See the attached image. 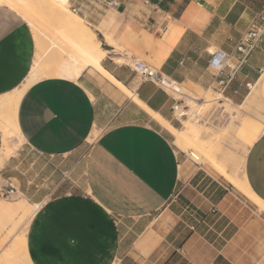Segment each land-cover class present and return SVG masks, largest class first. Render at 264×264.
Masks as SVG:
<instances>
[{
  "label": "crops",
  "instance_id": "1",
  "mask_svg": "<svg viewBox=\"0 0 264 264\" xmlns=\"http://www.w3.org/2000/svg\"><path fill=\"white\" fill-rule=\"evenodd\" d=\"M263 5L134 0L108 8L112 22L96 29L107 52L102 64L172 124V97L145 81L133 60L143 57L182 88L209 90L210 52L233 53ZM35 44L30 24L0 3V95L26 80ZM263 70L264 38L225 93L245 97ZM18 123L24 142L0 166V202L14 196L38 207L24 232L28 261L4 264H264V211L219 173L184 160L172 132L95 68L76 80L41 78L24 93ZM244 172L264 201V133L249 147ZM19 233L2 244L0 225V255Z\"/></svg>",
  "mask_w": 264,
  "mask_h": 264
},
{
  "label": "bare ground",
  "instance_id": "2",
  "mask_svg": "<svg viewBox=\"0 0 264 264\" xmlns=\"http://www.w3.org/2000/svg\"><path fill=\"white\" fill-rule=\"evenodd\" d=\"M0 3L17 11L31 24L37 47V58L34 60L31 71L23 84L9 93L0 95V124L3 136L0 166L24 142V136L18 123V110L24 93L43 77H64L76 80L85 69L93 67L124 89L168 128L175 136V144L179 149L182 151L187 148L194 149L192 152L195 160L205 161L213 165L221 177L238 188L244 196L251 199L260 211H264V201L258 198V195L256 196L248 186L244 169L241 172H239V168L236 171H230L223 166L214 156L215 144L213 145V141L204 142L202 140V127L190 121V119L184 120V131L174 127L112 76L102 64L107 52L102 47L103 45L101 46L96 30L90 28L80 15L69 8V0H0ZM41 15L45 18V21L38 18ZM106 37L108 42H115L109 34H106ZM257 85L264 96V71ZM176 88L179 92L177 94L188 95L183 91L181 85H177ZM218 94L223 96V98L218 99H224L225 95ZM196 99L198 98L191 97L194 105L189 104L190 113H201L208 106V100L198 105ZM95 139L96 135H93L90 140ZM33 207L37 208L38 206H33L23 200L16 202L3 200L0 202V225L4 234L2 244L13 233L6 230L5 218L18 217V215L24 217ZM15 230L16 227H14ZM25 240L24 233H19L14 244L0 255V264L28 261L27 252H23Z\"/></svg>",
  "mask_w": 264,
  "mask_h": 264
},
{
  "label": "rangeland",
  "instance_id": "3",
  "mask_svg": "<svg viewBox=\"0 0 264 264\" xmlns=\"http://www.w3.org/2000/svg\"><path fill=\"white\" fill-rule=\"evenodd\" d=\"M69 8H75V12L82 16L84 22L90 26V28L95 30L97 28L104 29L108 23L112 22V13L104 10L97 0H78V2L73 5L69 4ZM103 13H108V15L102 18ZM41 17L38 16L41 21H45V18L42 15ZM101 19L102 21L99 22ZM106 34L107 32L105 31V35ZM139 59L144 58L140 57ZM183 87L185 88H183V91L189 95L188 104L194 105L193 101H191L192 96L198 99L202 98L204 99V102L208 100L207 108L202 111H215L214 116L205 122L190 119V121L203 128L201 137L202 140L204 142L213 141V145L215 144L214 156L223 166L230 171H236L237 168H239V172H241L244 169L245 158L249 147L261 134L264 133V96L261 93L260 87L254 84V86H251V89H247L245 97L239 99H233L226 93L224 94V99H218L220 97L223 98V96L219 95L216 91H213V89L193 90L185 85H183ZM177 96L179 97V95ZM229 98L230 100H228ZM172 124L182 131L185 130L184 121L180 122L174 119ZM172 141H174L175 144V136L173 134ZM190 149L191 151L194 150L192 148H187L183 151L179 149L184 156V160H187L193 166L205 167L211 172L218 173L217 169L208 162L197 160H195L197 163L194 162L187 154H185V152L189 153ZM225 181L227 182V180ZM235 189L238 190L236 187ZM238 192L241 193L239 190ZM5 196L8 195L5 194ZM247 199L249 205L256 206L251 199ZM7 200L13 201L16 200V197L12 196ZM32 210L33 208L24 217L22 215H18V217L9 218V231L14 232V227H16V229H19L21 233H24Z\"/></svg>",
  "mask_w": 264,
  "mask_h": 264
},
{
  "label": "built area",
  "instance_id": "4",
  "mask_svg": "<svg viewBox=\"0 0 264 264\" xmlns=\"http://www.w3.org/2000/svg\"><path fill=\"white\" fill-rule=\"evenodd\" d=\"M104 10L108 8H120L123 4L132 3L134 0H97ZM145 4H150V0H142ZM76 11V9H73ZM264 38V5L252 20L249 28L242 34L239 41L235 45L234 52L231 53L224 48H216L210 52L208 59V67L213 70V80L209 89H213L217 93L225 94L226 89L237 77L242 67L248 63L250 55L259 47ZM134 70L145 80L151 81L166 93L172 99V112L176 120L183 122L184 120L193 119L199 122L210 120L215 111H202L195 114L190 113L188 104V95L179 93L176 86L180 85L176 80L161 72L157 67L150 64L145 59H134L132 62ZM250 88V84H247ZM179 95V97L177 96ZM198 105L204 102V99H196ZM194 162L193 152L186 153ZM197 163V162H196ZM14 192V187L6 191V195Z\"/></svg>",
  "mask_w": 264,
  "mask_h": 264
}]
</instances>
